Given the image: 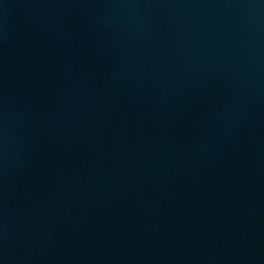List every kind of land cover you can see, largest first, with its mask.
Listing matches in <instances>:
<instances>
[{
    "label": "water",
    "instance_id": "95a60500",
    "mask_svg": "<svg viewBox=\"0 0 264 264\" xmlns=\"http://www.w3.org/2000/svg\"><path fill=\"white\" fill-rule=\"evenodd\" d=\"M0 264H264V0H0Z\"/></svg>",
    "mask_w": 264,
    "mask_h": 264
}]
</instances>
